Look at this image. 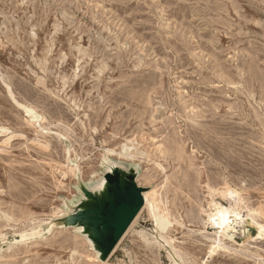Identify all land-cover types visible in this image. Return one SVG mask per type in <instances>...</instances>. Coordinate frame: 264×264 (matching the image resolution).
Listing matches in <instances>:
<instances>
[{"label":"rangeland","instance_id":"374dc122","mask_svg":"<svg viewBox=\"0 0 264 264\" xmlns=\"http://www.w3.org/2000/svg\"><path fill=\"white\" fill-rule=\"evenodd\" d=\"M0 134V264H264L208 218L264 223V0H0ZM114 172L158 225L92 229Z\"/></svg>","mask_w":264,"mask_h":264},{"label":"bare ground","instance_id":"6f19581e","mask_svg":"<svg viewBox=\"0 0 264 264\" xmlns=\"http://www.w3.org/2000/svg\"><path fill=\"white\" fill-rule=\"evenodd\" d=\"M10 96L13 98V100L16 102V104L18 106H20L21 108H23L25 111L29 112L30 114L35 115V116H38L37 112L32 107H27V106L23 105L22 103H20L16 99V97H15L14 93L12 92V90H10ZM37 125L39 126L38 123H37ZM125 154L127 156H131L132 157V155L129 154V153H125ZM115 168H116V164H114V163L111 162V163H108V166H107L106 169L109 170V171L110 170L111 171H114ZM108 184H109L108 181L101 182L99 184L100 189H101L100 190L101 197H103L104 199H106V198L109 199V189H108L109 186H108ZM150 195H152L150 192L144 193V203H145V206H147V207H149L151 209L152 214L155 217V221H156V223L158 225V214H156V211H155V208H154V204L155 203L153 201H151V196ZM213 207H214V211L215 212H211L208 215V218L211 221V223L214 224V228H216L218 230L215 231V237L213 239H211V246H210V250H209V254L211 256L212 255H215L216 253L223 252V251L224 252L225 251H233L234 253L235 252H241V250L239 251L238 249H236L235 247L230 246L226 242V240H229V241H232V242L237 243L229 235V231L235 230V227L230 224V222L232 221L231 220V217H237L238 219H240L241 222L245 221V222H247L249 224H252V225H255L257 227V233L255 235L249 236L248 238L246 237L247 238L246 241L243 242L242 244L237 243L241 248L244 247V246H247L251 242H256L258 240H264V223H261V222H257L256 221V219H257V217H256L257 216V213L250 211L249 214H247L246 216H244V215H241L240 212H238L235 207H230V208L229 207H225L222 204L216 203V202H213ZM82 229H84V227H80V230H82ZM31 234L35 235L36 232L35 231L32 232V233H26L25 232L24 234H22V238H26V237L30 236ZM161 237L163 238V236H161ZM169 244H171V243L169 242Z\"/></svg>","mask_w":264,"mask_h":264},{"label":"water","instance_id":"95a60500","mask_svg":"<svg viewBox=\"0 0 264 264\" xmlns=\"http://www.w3.org/2000/svg\"><path fill=\"white\" fill-rule=\"evenodd\" d=\"M115 175L116 172H114V174H107L106 179L109 184L116 177ZM108 189L109 199L106 198V206L102 211V215L101 213H99L100 217H98V219L101 220V217L103 215L105 216L102 217V221H105L106 223L103 225L104 231H100L99 227L96 226L95 223H93L94 227H92L93 230L97 231L101 238L108 237L109 234L115 236V230L119 229L118 231H120L121 229H123L131 218L132 213H135L137 209L141 206V204L144 202V198L140 190L136 189L133 186H128L127 188L123 189L122 192H124V194H122L120 190L113 189L111 186L108 187ZM112 191L115 193L114 199L110 194ZM97 208H99L98 204L96 205L95 209ZM119 210L122 211V214L118 213Z\"/></svg>","mask_w":264,"mask_h":264}]
</instances>
